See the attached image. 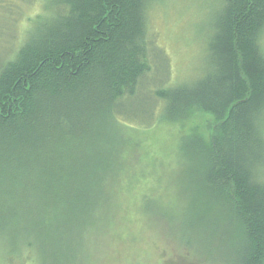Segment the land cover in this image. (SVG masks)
I'll use <instances>...</instances> for the list:
<instances>
[{
  "label": "trees",
  "instance_id": "trees-1",
  "mask_svg": "<svg viewBox=\"0 0 264 264\" xmlns=\"http://www.w3.org/2000/svg\"><path fill=\"white\" fill-rule=\"evenodd\" d=\"M160 1L0 0L29 13L0 59V264H46L66 222L84 247L103 221L138 225L172 164L189 171L195 222L219 211L236 264H264V0H220L189 82L155 44Z\"/></svg>",
  "mask_w": 264,
  "mask_h": 264
},
{
  "label": "rangeland",
  "instance_id": "rangeland-1",
  "mask_svg": "<svg viewBox=\"0 0 264 264\" xmlns=\"http://www.w3.org/2000/svg\"><path fill=\"white\" fill-rule=\"evenodd\" d=\"M219 3L220 0H161L150 8L149 25L154 32L156 46L164 49L170 59L172 78L178 76L181 82H189L207 69L209 35ZM25 12L24 17L19 15L14 18L0 10L1 60L12 45L17 25L29 15L28 11ZM155 49L152 50L155 64L153 76L158 82L165 75L167 65L164 53ZM147 95L143 91L144 99ZM150 109L145 102L138 110ZM148 135L150 137L149 132ZM162 136V140L169 138L166 144L173 142L176 146L180 140L179 134L171 133L168 129L159 131L158 137ZM160 169L161 180L154 181L160 193L149 204H143L145 211L142 217L139 216L138 225L134 224L135 221L129 225L114 218L117 224L108 233L102 232L107 227L103 221L105 225L94 232L84 247L80 244L74 223L66 222L70 230L61 232L55 241L48 242L45 254L40 248L37 249L41 257L44 254V263L236 264L232 251L236 235L226 232L228 226L220 212L209 213L203 218L202 225L195 222L192 215L196 209L192 197L194 186L189 183V171L173 164ZM62 222L56 224L62 225ZM215 225L218 232L214 231Z\"/></svg>",
  "mask_w": 264,
  "mask_h": 264
}]
</instances>
